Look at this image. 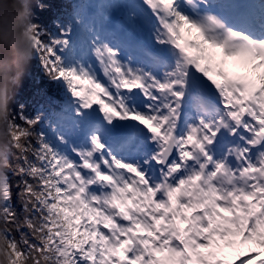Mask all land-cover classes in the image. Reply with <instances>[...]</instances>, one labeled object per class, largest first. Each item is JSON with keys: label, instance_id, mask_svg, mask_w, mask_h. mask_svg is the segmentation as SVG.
Masks as SVG:
<instances>
[{"label": "snow or ice", "instance_id": "obj_1", "mask_svg": "<svg viewBox=\"0 0 264 264\" xmlns=\"http://www.w3.org/2000/svg\"><path fill=\"white\" fill-rule=\"evenodd\" d=\"M26 11L58 96L4 97L5 264H264V0Z\"/></svg>", "mask_w": 264, "mask_h": 264}, {"label": "clouds", "instance_id": "obj_2", "mask_svg": "<svg viewBox=\"0 0 264 264\" xmlns=\"http://www.w3.org/2000/svg\"><path fill=\"white\" fill-rule=\"evenodd\" d=\"M28 3L29 0H0V147L7 144L2 131L6 116L4 97L20 84L33 56ZM2 249L0 241V264H5Z\"/></svg>", "mask_w": 264, "mask_h": 264}, {"label": "trees", "instance_id": "obj_3", "mask_svg": "<svg viewBox=\"0 0 264 264\" xmlns=\"http://www.w3.org/2000/svg\"><path fill=\"white\" fill-rule=\"evenodd\" d=\"M31 2L36 13V22L49 30L55 31V19L60 17L61 13L70 12L72 4L76 3L77 0H31ZM39 2L51 5V8L39 9L36 7ZM52 9L56 11L53 12ZM37 87L46 90L50 96H58L57 86L47 77L43 67L39 64L38 58L31 61L17 88V100L24 102L28 111L32 109V97ZM15 106L14 103L13 107L15 108Z\"/></svg>", "mask_w": 264, "mask_h": 264}, {"label": "rangeland", "instance_id": "obj_4", "mask_svg": "<svg viewBox=\"0 0 264 264\" xmlns=\"http://www.w3.org/2000/svg\"><path fill=\"white\" fill-rule=\"evenodd\" d=\"M231 67V65H229ZM247 246H241L240 250L243 251Z\"/></svg>", "mask_w": 264, "mask_h": 264}]
</instances>
